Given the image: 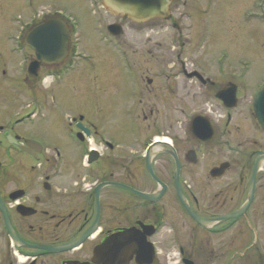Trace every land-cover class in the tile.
<instances>
[{"label": "flooded vegetation", "instance_id": "flooded-vegetation-1", "mask_svg": "<svg viewBox=\"0 0 264 264\" xmlns=\"http://www.w3.org/2000/svg\"><path fill=\"white\" fill-rule=\"evenodd\" d=\"M192 1L193 22L182 21V0H168L166 19L142 24L111 14L121 27L117 39L132 27L147 39L140 53L124 54L108 82L95 85L25 81L35 59L26 34L46 19L67 26L68 55L39 71L59 78L62 66L76 69L88 56L82 51L92 50L73 38L76 23L68 25L60 9L0 19V56L25 73L20 83L0 84V264H264V163H253L264 156V107L258 114L252 107L264 76L247 85L245 68L229 66L223 54L211 63L203 53L180 51L184 24L199 38L212 31L199 19L202 0ZM251 5L259 13L247 17L260 28V0ZM155 28L167 33L168 52L149 44ZM260 36L256 30L255 42ZM67 88L91 98L92 116L64 112L55 94ZM41 125L46 136L30 132ZM129 228L136 246L105 249L110 236L121 240ZM80 238L76 247L51 249Z\"/></svg>", "mask_w": 264, "mask_h": 264}, {"label": "rangeland", "instance_id": "rangeland-1", "mask_svg": "<svg viewBox=\"0 0 264 264\" xmlns=\"http://www.w3.org/2000/svg\"><path fill=\"white\" fill-rule=\"evenodd\" d=\"M94 1H90L93 3L92 9L97 8L99 3V0ZM184 1L187 5L185 4V6L181 8V19L183 22L187 21V19L193 22L194 13L190 9V6H194L195 4L192 0H182V2ZM252 2L253 0H226L224 2L221 0H215L214 2L206 3V0H202V7L198 12L202 17L200 16L199 19L204 21V25L207 28H212V31L208 34V37H206L207 41L204 39L196 46V41L200 34L196 33L194 35L192 28L187 27L184 24L180 36V51H183L184 53L188 52L190 54H193L192 52L203 53L211 63L214 59L223 54L222 57L224 56L225 58L224 62H228L229 66L233 65L234 68H240L241 66L244 67L245 73L247 74L246 79L249 83L254 84V82L258 81L261 76H264V0H260L262 18L260 28L258 24L256 25L252 19L247 17L249 15L253 16L255 12L257 14L259 13V8L249 9L252 6ZM41 6L60 9L64 14L73 18L76 22L78 32L76 36L79 35V39H83L85 45L88 44V46H93L86 61L77 64L76 69L74 68L73 70L66 71L67 74H65L64 79L58 83L82 85L106 83L108 81L105 76L122 67L118 55L111 48L88 43L96 41L98 33L97 26L101 20H105L107 23L119 21L118 18L113 17L109 13H105L104 10L101 9H99V17L93 15L88 0H0V19H10L14 21L18 15H23L25 11H29L30 9L38 10ZM243 8L244 11H246L245 19L243 17L244 11L239 14L241 17L233 15V11H241ZM206 9L208 10L207 12ZM232 17L234 18V21H232ZM67 18L70 22H73L71 18ZM2 25L3 22L0 21V31L3 28L1 27ZM256 30L260 33V39L262 42H255L254 33ZM125 31L126 32L123 35L124 39L121 38V41H123L125 45H120L119 51L125 52L128 50L129 52L133 51L137 53L143 51L144 41L147 39L144 29L142 27H132L131 29L125 28ZM200 31L201 28L199 29V32ZM202 35H206L204 30H202ZM148 41L152 46V49L158 52H168L170 50L167 33L158 32L157 28L154 29L153 33L151 32ZM99 47L101 54L97 53ZM173 50L176 49L174 48ZM136 63L137 67H140L138 62ZM15 64L16 60H7L2 55L0 56V84H16L22 82L21 79L24 74H22V71L18 68H12ZM155 71L156 69H153V66H150L149 72L154 75V79ZM40 73L41 77L38 81L25 77L26 83L43 85L55 83L53 82L54 76H46L44 75V71H40L39 74ZM77 77H80L81 81L75 80ZM55 95L57 98L56 100H59L60 104L64 107V112H77L84 114L87 117L92 116L89 111V107L92 105V100L91 98H88L86 93L68 89L65 93H57ZM62 95L65 96V98H62L61 100ZM12 98L13 97L10 95L9 99ZM27 98V101H29L30 97ZM27 98L23 96L22 99ZM107 117L109 119V114ZM35 131L38 135L44 137L49 129L45 125H41L39 128L38 126L30 128L31 133H34ZM164 222L165 221H163V224ZM168 228L169 227L166 226V224L163 227V229L166 230ZM163 251L167 252L168 249L163 247ZM174 260L175 258H172V261Z\"/></svg>", "mask_w": 264, "mask_h": 264}, {"label": "water", "instance_id": "water-1", "mask_svg": "<svg viewBox=\"0 0 264 264\" xmlns=\"http://www.w3.org/2000/svg\"><path fill=\"white\" fill-rule=\"evenodd\" d=\"M166 1L103 0V3L113 13L124 15L134 22H142L152 17L162 16ZM26 41L34 50L37 57V61L33 62L30 66L31 70H36L40 61L46 64L59 63L66 55L67 32L64 24L58 20H49L38 25L29 32ZM145 196L151 200L153 199L152 195ZM77 244L78 242L70 245V247L76 246Z\"/></svg>", "mask_w": 264, "mask_h": 264}]
</instances>
